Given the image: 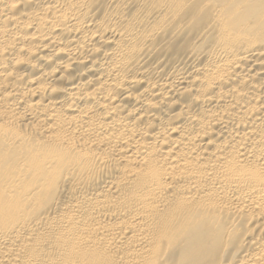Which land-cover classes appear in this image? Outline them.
Masks as SVG:
<instances>
[{
  "label": "bare ground",
  "instance_id": "obj_1",
  "mask_svg": "<svg viewBox=\"0 0 264 264\" xmlns=\"http://www.w3.org/2000/svg\"><path fill=\"white\" fill-rule=\"evenodd\" d=\"M0 264H264V0H0Z\"/></svg>",
  "mask_w": 264,
  "mask_h": 264
}]
</instances>
